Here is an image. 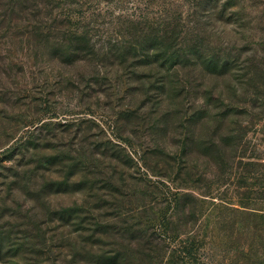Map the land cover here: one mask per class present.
Here are the masks:
<instances>
[{
	"label": "rangeland",
	"instance_id": "374dc122",
	"mask_svg": "<svg viewBox=\"0 0 264 264\" xmlns=\"http://www.w3.org/2000/svg\"><path fill=\"white\" fill-rule=\"evenodd\" d=\"M0 264H264V0H0Z\"/></svg>",
	"mask_w": 264,
	"mask_h": 264
},
{
	"label": "trees",
	"instance_id": "16d2710c",
	"mask_svg": "<svg viewBox=\"0 0 264 264\" xmlns=\"http://www.w3.org/2000/svg\"><path fill=\"white\" fill-rule=\"evenodd\" d=\"M163 37H167L166 38V40H167L169 38V35L166 34V32H165L163 34ZM161 39H162V37H161ZM153 42H155V43H153ZM156 42H158V40L156 41V39H152V45L156 44ZM192 47L195 50L197 48L195 46H192ZM150 48H151V45H149L148 49H150ZM140 49H141V51H140L139 55L140 56H143V55L147 56V50L148 49L144 48V47H141ZM131 50H136V47L132 46ZM151 50L154 51V48H152ZM168 52L169 51H167V53H166L164 51L165 56H163V57L161 55H157V58H161L162 64L160 65V68L162 67V69L167 68V66H171V65L175 64V61H171V60L175 59V55H173V52L171 53V55H167ZM132 57H134V56H132ZM205 64H206L207 68H209V70H211V73H213V74H223V73L228 74V73H230V71L232 69V67L229 63V60H227V59H224V60L222 59L221 61H214V62L207 61V62H205ZM229 113H232V112L229 111L227 114H229ZM239 113L242 114V111H239ZM243 114H247V112L243 111ZM183 144H184V142H183ZM214 146L219 149L218 145H216L215 143H214ZM221 150H222V148L219 149V152L221 154H223ZM185 153H186V151H185ZM179 250H181V251H179V254L181 255V257L183 259H185L191 253V248L187 247V245H185V244L181 245V246L179 245Z\"/></svg>",
	"mask_w": 264,
	"mask_h": 264
}]
</instances>
